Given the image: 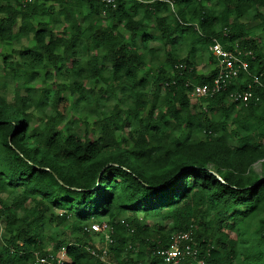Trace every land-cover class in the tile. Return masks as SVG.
<instances>
[{"label":"trees","instance_id":"obj_1","mask_svg":"<svg viewBox=\"0 0 264 264\" xmlns=\"http://www.w3.org/2000/svg\"><path fill=\"white\" fill-rule=\"evenodd\" d=\"M220 2V18L200 7L189 21L183 9L168 16L166 0H0V42L26 38L30 44L12 49L19 60L0 58V193L21 188L11 201L0 195V264H37V255L52 260L42 238L54 220L70 224V234L48 235L54 250L66 257L61 264H164L158 250L169 243L170 233L186 230L197 253L179 264H264V45L240 21L256 7L254 16L264 31L259 11L264 0ZM59 22L68 31L56 35L51 24ZM151 27L165 45L197 33L196 43L207 50L213 38L227 50L240 49L248 70L221 92L198 97L204 104L198 111L190 93L208 83L216 69L198 73L190 58L170 57L169 70L161 65L151 75L155 91L164 88L161 111L157 95H147L148 71L138 76L146 63L136 38L146 40ZM48 64L56 75L67 65V84H56L49 101L53 114L46 115L43 126H32L29 109L47 102L45 89L37 96L27 87L25 95L17 91L12 100L1 93L18 80L33 79L36 68ZM87 80L103 81L106 88L99 91L111 93L114 83L133 91L125 118L118 97L117 112L93 121L83 134L57 129L69 103L66 90L77 96V104L92 97L99 106L101 98ZM245 88L258 99L246 105L228 101L231 92ZM129 120L136 127L119 136ZM240 125L254 127L242 132ZM196 128L205 133L203 139ZM257 161H262L261 174L252 169ZM27 200L31 206L24 205ZM139 217L169 219L171 227L151 229ZM90 221L109 225L111 241L105 247L95 245Z\"/></svg>","mask_w":264,"mask_h":264},{"label":"rangeland","instance_id":"obj_2","mask_svg":"<svg viewBox=\"0 0 264 264\" xmlns=\"http://www.w3.org/2000/svg\"><path fill=\"white\" fill-rule=\"evenodd\" d=\"M168 4L169 11L167 12V15L169 16V13L175 14L178 9H183L187 14L186 16L189 17V21H191L192 14L195 12H198V9L200 7H203L206 11L211 12L213 15L220 18L221 11L223 9V4L220 2V0H166ZM256 7L250 9L244 16L240 18V21L243 22L246 25V28L249 29V36L253 38L256 43L259 46L264 45V31L262 29L261 25V19L256 18L254 15L257 10H255ZM259 11L261 13H264V9L262 7L259 8ZM50 18L47 17V20ZM233 20V14L230 16L229 21ZM198 27L197 25H195ZM51 28L54 31L56 35H61L65 33V31H68V28H66V24L64 22H59L55 24H51ZM145 35H148L146 37V40L143 39L140 35L136 38V45L138 51L144 55V62L146 65L144 66L142 71H139L138 76H142L145 74V72L148 71L147 77L149 78V85L147 86V95L149 98H153L154 95H157L156 99V105L159 110L163 111L165 109V104L163 101L164 96V88L162 86H159V91H155L153 81L154 79L151 78L152 74H156L159 67L163 65L162 67L166 70L170 69L169 59L170 57H176V59L181 58H190L194 64L196 71L198 73L207 74L209 70L212 68V62L210 60V54L207 50V47L204 44L196 43L198 40V34L197 33H189L184 38L180 39L177 38V40L174 42L173 45H165L163 40L160 38L159 31L156 28H149L147 33ZM125 38L126 40L129 39V33L125 32ZM145 37V36H144ZM30 45L26 38H22L18 41H12L10 44H5L0 42V58L2 57H8L10 60H19V57L17 54L12 53V49H18L21 47V45ZM150 49H153V53L149 52ZM240 51V49H238ZM94 53V52H92ZM87 57L86 51L83 50L81 59H85ZM106 63H101V65L105 66ZM68 67L66 64L62 65L60 67V73L55 74V70L48 64L45 69L43 68H36V76L33 79L28 80L27 82H24L22 79L18 80L12 84L7 85V89L5 92H2V96H4L7 100H12L15 93L18 91L21 95H25V89L27 87H31L34 89V93L38 96L39 89L44 88L45 89V98L47 99V102H44L42 107H35L29 109V112L32 113V126L41 127L43 126V120L45 119L46 115L53 114L52 107L49 103L50 98L53 95L54 89L56 87L57 83L63 82L67 84V79L64 77L67 74ZM45 72L51 73L52 76L45 77ZM106 74V72H105ZM244 77V74L240 76V80H242ZM74 76H71L69 79L72 80ZM69 81V80H68ZM86 86H93L95 89V93L98 97H100V104L99 106L96 104L95 100L90 97L89 103H84V101H80L78 104L75 102L77 99V96H73L69 94V91H65V95L69 98V103L66 107L63 119L61 122L57 124V129L65 130L67 128H72L78 130L81 134H83L85 129H90L93 126V121L100 119L101 117H104L105 115L110 114L111 112H117V109L114 108V106L117 104L118 97L121 98L122 102H120L121 109L119 110L120 116L122 119L125 118V110L128 106H130L133 103L134 99V92L130 89L123 87V90L121 87L117 85V83L112 84L116 90L111 91V93H108L106 91H99V88L102 87L103 89L106 88V84L101 81H93L87 80L84 81ZM111 88V87H110ZM151 101V100H150ZM191 106L195 108V110H200L201 108H204V104L201 102V100L196 96L190 97ZM150 103L148 104L147 108L150 107ZM202 105V106H201ZM228 105V104H226ZM230 111V109H229ZM233 111L230 113L232 114ZM218 117L222 118L223 114L222 112H219L217 114ZM130 121V120H129ZM129 123V124H128ZM136 122H133L132 120L130 122H125V128L122 131H118L117 134L119 136L125 135L129 129V127H136ZM228 125V129H231V125ZM240 125V130L243 131H250L254 125L249 126H243ZM196 134L200 138L205 137V133L202 130H198L196 128ZM182 135V131L179 133ZM90 137L93 138L92 133H90ZM0 149H2V146L0 144ZM262 161H257L252 165L253 171H255L258 174L262 173ZM12 189V190H8ZM21 191V188H11L7 187L6 192H1L0 195L3 199H6L7 201H11L15 197L19 195ZM26 206H31L32 203H30L28 200L24 203ZM262 216V215H261ZM141 222L149 225L151 229L156 228V225H160L164 227V229L168 230L171 227V222L169 219H163V218H144L141 219L139 217ZM256 221H253V224L250 227V232H252L256 228ZM92 223H96L93 221L89 222V225ZM3 221L0 218V237L4 236L3 231ZM69 222L66 223H57L55 220L51 224L50 227L45 228L46 235L42 238L44 242V248L50 252V256L52 260L47 261V263L42 262L39 260L40 256L37 255L36 263L37 264H61L64 259L66 260V257L64 256L63 251H55L53 248V241L52 238L48 235L50 233L55 234V231H65L66 234H70V228H69ZM92 234V237L94 239L95 245L97 247H105L109 241H107L104 233L100 232V237L103 239L101 241V238L98 235H94L92 231H90ZM58 236V235H57ZM231 236H235L234 233L231 234ZM1 239V238H0ZM2 241L0 240V243ZM56 259V261L53 260Z\"/></svg>","mask_w":264,"mask_h":264},{"label":"built area","instance_id":"obj_3","mask_svg":"<svg viewBox=\"0 0 264 264\" xmlns=\"http://www.w3.org/2000/svg\"><path fill=\"white\" fill-rule=\"evenodd\" d=\"M107 1L110 2L112 0ZM208 52L216 59L214 67L216 74L208 83L193 86L190 93L191 96L205 97L215 95L225 89L230 80L236 79L241 71L247 72L248 70L246 61L241 57V51L237 49L234 51L227 50L215 38L208 44ZM257 80L258 78L254 77V82H257ZM262 86L264 87V84ZM253 98L258 99V97H254L250 88L237 90L228 95V101H236L243 105H246ZM109 229V225L106 222L92 223L88 226V230L92 232L104 233L107 241L110 242ZM191 234L190 230L170 233L169 243L158 250V255L164 264H179L186 256L192 258L196 256L197 250ZM103 254H105V251H103ZM101 258L103 259V256ZM39 260L47 263V259L44 257H40ZM197 264H203V261L197 260Z\"/></svg>","mask_w":264,"mask_h":264},{"label":"crops","instance_id":"obj_4","mask_svg":"<svg viewBox=\"0 0 264 264\" xmlns=\"http://www.w3.org/2000/svg\"><path fill=\"white\" fill-rule=\"evenodd\" d=\"M210 55H211V54H210ZM213 57H214V56H213ZM215 64H216V63H214V64L212 63V68H211V69H213V68L215 67ZM211 69H210V70H211Z\"/></svg>","mask_w":264,"mask_h":264}]
</instances>
